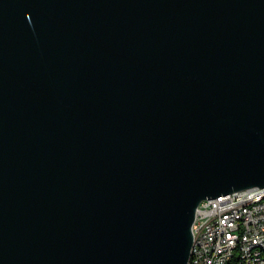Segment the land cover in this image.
Listing matches in <instances>:
<instances>
[{
	"label": "water",
	"instance_id": "obj_1",
	"mask_svg": "<svg viewBox=\"0 0 264 264\" xmlns=\"http://www.w3.org/2000/svg\"><path fill=\"white\" fill-rule=\"evenodd\" d=\"M256 186L264 0H0V264H188Z\"/></svg>",
	"mask_w": 264,
	"mask_h": 264
},
{
	"label": "built area",
	"instance_id": "obj_2",
	"mask_svg": "<svg viewBox=\"0 0 264 264\" xmlns=\"http://www.w3.org/2000/svg\"><path fill=\"white\" fill-rule=\"evenodd\" d=\"M191 231L188 264H264V187L201 201Z\"/></svg>",
	"mask_w": 264,
	"mask_h": 264
}]
</instances>
